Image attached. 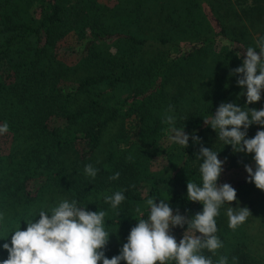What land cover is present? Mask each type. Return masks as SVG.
<instances>
[{
  "label": "trees",
  "instance_id": "obj_1",
  "mask_svg": "<svg viewBox=\"0 0 264 264\" xmlns=\"http://www.w3.org/2000/svg\"><path fill=\"white\" fill-rule=\"evenodd\" d=\"M117 1L0 0V126L8 124L10 138V148L0 151L3 238L26 229L25 220L38 219L41 209L76 199L106 212L105 226L115 233L105 249L111 258L141 213L147 215V199H168L181 214L202 211V204L186 199L189 179L200 181V145L190 140L184 149L170 139V106L178 127L198 130L203 146L221 151L224 171L255 167L251 155L217 141L203 116L222 102L244 105L230 72L242 65L236 53L264 37V0ZM245 16L257 38L242 24ZM71 33L86 41L78 66L57 53ZM250 107L264 108V97ZM258 129L253 125L249 137ZM88 163L99 169L95 179L84 174ZM116 172L119 179L111 180ZM32 180L41 183L35 190ZM228 184L251 214L232 230L221 210L217 235L224 247L213 259L264 264L249 228L264 215V190L248 182V174ZM115 191H125L127 199L112 209L103 197ZM185 229L172 230L177 240ZM7 255L0 247V259Z\"/></svg>",
  "mask_w": 264,
  "mask_h": 264
},
{
  "label": "clouds",
  "instance_id": "obj_2",
  "mask_svg": "<svg viewBox=\"0 0 264 264\" xmlns=\"http://www.w3.org/2000/svg\"><path fill=\"white\" fill-rule=\"evenodd\" d=\"M242 65L232 69L230 75L236 77L242 89L239 96L246 97L243 106L234 102H222L210 116H203L204 124L217 134V141L230 145L234 153L251 155L255 167L245 165L248 182L264 190V108L250 107L264 97V37L255 46H249L241 55ZM165 122L169 125L170 139L180 147H189V141L200 145L196 160L199 161L200 181L189 179L186 199L202 204V211L195 215L174 212L168 199L149 198L146 201L147 215L141 213L137 224L130 230L127 241L119 254L108 258L105 249L111 235L105 226L104 210L90 211L76 199L62 198L47 210L41 209L38 219L27 222L11 232L0 247L7 252L0 264H229L227 256L214 260L218 250L224 247L217 235V218L221 210L228 218V227L236 230L244 224L251 212L248 207L239 206L237 190L228 183H219L226 161L219 158L220 152L203 146L198 130L191 134L185 126H177V117L170 106ZM258 125L254 137H249V129ZM8 131V124L0 126V134ZM99 169L92 163L84 166V174L95 179ZM116 172L110 179L118 180ZM126 191V190H125ZM125 191H115L105 195L103 202L117 209L126 201ZM237 202L233 207L232 202ZM225 205L228 207L225 208ZM6 216L0 212V231ZM186 226V229H185ZM185 229L177 240L174 228ZM205 252L212 255H206ZM235 264V258H233Z\"/></svg>",
  "mask_w": 264,
  "mask_h": 264
},
{
  "label": "rangeland",
  "instance_id": "obj_3",
  "mask_svg": "<svg viewBox=\"0 0 264 264\" xmlns=\"http://www.w3.org/2000/svg\"><path fill=\"white\" fill-rule=\"evenodd\" d=\"M104 1L108 5L109 4L114 5L116 3H120L117 0H104ZM240 10L241 9H238V6H237V10H234V11H240ZM152 14H153L152 16L155 17L154 12ZM246 17L248 18L246 19ZM241 21L243 22L242 24L246 23L250 32L253 35H255V38H257L258 30L257 28L250 26L251 21H252L250 17L245 16L243 19H241ZM85 42L86 41L80 40L74 33L67 35L65 38L61 39L58 43L57 53H58L59 59L61 58L70 66H78V64L83 60V57L86 54L84 52ZM9 139L10 138L8 134H5V133L0 134V151L1 152H5L8 150V148H10ZM246 174L248 173L246 172L245 168H242L240 170H234V169L225 170L222 175V181L224 183H230L231 181L235 179L242 178ZM38 184H41L40 180H37V181L32 180L29 182L30 187L33 188L34 190L37 188ZM252 220L253 221L250 222L249 228H250V232L255 236L254 238L256 239V241L252 243V245L254 246L253 252L264 253V215L254 217Z\"/></svg>",
  "mask_w": 264,
  "mask_h": 264
}]
</instances>
